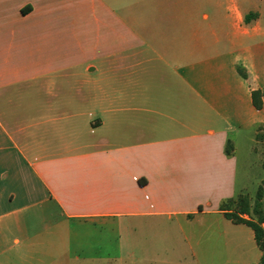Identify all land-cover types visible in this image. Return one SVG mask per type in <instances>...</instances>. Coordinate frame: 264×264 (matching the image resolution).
I'll return each instance as SVG.
<instances>
[{
  "label": "crops",
  "instance_id": "1",
  "mask_svg": "<svg viewBox=\"0 0 264 264\" xmlns=\"http://www.w3.org/2000/svg\"><path fill=\"white\" fill-rule=\"evenodd\" d=\"M263 89L264 0H0V264H260Z\"/></svg>",
  "mask_w": 264,
  "mask_h": 264
},
{
  "label": "rangeland",
  "instance_id": "2",
  "mask_svg": "<svg viewBox=\"0 0 264 264\" xmlns=\"http://www.w3.org/2000/svg\"><path fill=\"white\" fill-rule=\"evenodd\" d=\"M256 154H251L250 150L243 145L239 160V184L246 186L233 200L234 203H228L227 208L236 212V203L241 198H247L253 209L257 203L258 207L264 210V129L258 136ZM261 189V190H260ZM259 194L262 195L261 201H258Z\"/></svg>",
  "mask_w": 264,
  "mask_h": 264
},
{
  "label": "trees",
  "instance_id": "3",
  "mask_svg": "<svg viewBox=\"0 0 264 264\" xmlns=\"http://www.w3.org/2000/svg\"><path fill=\"white\" fill-rule=\"evenodd\" d=\"M252 96L255 107L261 110L264 105V89L253 91ZM232 151H233V146L231 145V143H229L227 146V154L230 155ZM261 198L262 195L259 194L258 196L259 202L261 201ZM233 200L234 199H231L228 203H234ZM227 204L224 205L223 210L228 211L226 215L229 219L233 220L237 224H246L253 229L258 247L263 252V256L260 261V264H264V227H263L264 210L258 207L259 203L256 204L258 206L255 205V207L252 209L250 202L247 198L239 199V202L236 203V208H237L236 212L230 211L227 208ZM244 216H248V218H245Z\"/></svg>",
  "mask_w": 264,
  "mask_h": 264
}]
</instances>
